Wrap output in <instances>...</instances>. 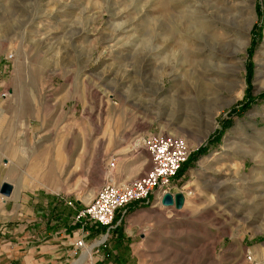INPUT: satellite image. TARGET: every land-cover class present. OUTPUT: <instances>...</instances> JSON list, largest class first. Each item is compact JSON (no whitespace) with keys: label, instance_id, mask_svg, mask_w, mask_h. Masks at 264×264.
Listing matches in <instances>:
<instances>
[{"label":"rangeland","instance_id":"rangeland-1","mask_svg":"<svg viewBox=\"0 0 264 264\" xmlns=\"http://www.w3.org/2000/svg\"><path fill=\"white\" fill-rule=\"evenodd\" d=\"M160 131L192 149L169 185L185 200L121 209L119 264L264 263V0H0V222L38 210L49 229L69 207V236L96 244L76 214L146 169L141 138ZM101 234L83 264L116 256Z\"/></svg>","mask_w":264,"mask_h":264},{"label":"crops","instance_id":"crops-1","mask_svg":"<svg viewBox=\"0 0 264 264\" xmlns=\"http://www.w3.org/2000/svg\"><path fill=\"white\" fill-rule=\"evenodd\" d=\"M147 164L149 165V163ZM144 170L138 172L135 177L143 173ZM136 204H138V207L134 212L137 217L140 215L155 217L163 212L164 207H171L163 206L157 200L154 201L152 199L150 203L141 202ZM141 204L145 205L142 206ZM68 208L65 214H61L63 217L65 216L66 221L64 222L63 217L60 220L57 219L55 227L49 229L46 228V223L42 221L43 217L36 216V213H39L38 210L34 211L35 215L30 214L31 217H28L24 223L12 226V224L0 222V264H83L85 260H91L92 254L94 253L93 246L98 244L100 242L99 240L102 239L101 232L104 226H95V229L91 231L92 235H100V239L94 240L96 244L93 243L84 246L85 250L83 255L86 249L92 245L90 255L86 258L82 255L81 260L78 261L77 259L82 251L75 257V241L68 234V231H72V229L69 228L67 220V218L73 217V215L69 216ZM41 212H43V209L40 210ZM127 224L125 222L120 223L116 220L112 227H105V234H109L115 239L111 241V244L113 243L115 247H119V250L115 251L117 253L116 256H112L111 258H106L104 254H97L96 260L94 261L96 264H119V262H123L120 248L125 245L131 247L135 244L132 242L134 222ZM80 230L78 228L77 233L80 236L84 235V233L79 232Z\"/></svg>","mask_w":264,"mask_h":264},{"label":"built area","instance_id":"built-area-1","mask_svg":"<svg viewBox=\"0 0 264 264\" xmlns=\"http://www.w3.org/2000/svg\"><path fill=\"white\" fill-rule=\"evenodd\" d=\"M140 144L147 153L148 167L137 177L126 181L107 178L76 214L75 220L82 223V227L87 223L112 227L117 213L132 203H150L152 199L163 205V196L171 193L169 185L192 149L183 137L163 131L144 135ZM109 166L113 167L114 161H110ZM74 246L84 247L82 236L74 242ZM251 264L264 263L252 261Z\"/></svg>","mask_w":264,"mask_h":264},{"label":"bare ground","instance_id":"bare-ground-1","mask_svg":"<svg viewBox=\"0 0 264 264\" xmlns=\"http://www.w3.org/2000/svg\"><path fill=\"white\" fill-rule=\"evenodd\" d=\"M247 26V21L245 20L243 23H242V25H241V27L243 28V29H245L246 30V27ZM188 29V28H187ZM238 32H239V34H238ZM236 37L238 38V39H241V41L240 40H237V41H235V43L238 45L237 46V49H239L242 45H243V40H242V38H243V35H244V31H237L236 30ZM155 49H157V47L155 46L154 47ZM158 51V50H157ZM162 58L159 56V52H155V56H154V62H153V69L154 70H156V73L159 75V76H161V75H163L164 74V72H165V67H164V65L162 64ZM205 123L207 124V122L205 121L204 122V125H205ZM207 129H208V127H207ZM171 192V194H172V196H174L175 194H177L178 195V202H181V204H180V206L179 207H182L183 206V203H184V194L181 192V191H177V192H172V191H170ZM158 196V195H157ZM174 208H179V207H177L176 205H172Z\"/></svg>","mask_w":264,"mask_h":264},{"label":"water","instance_id":"water-1","mask_svg":"<svg viewBox=\"0 0 264 264\" xmlns=\"http://www.w3.org/2000/svg\"><path fill=\"white\" fill-rule=\"evenodd\" d=\"M12 189H13L12 185L7 183V182H2L0 185V193L3 195H6V196L10 195V193L12 192ZM162 204L165 206H172L174 204L177 207H179L181 202H178V195L177 194L172 196L171 193H166L163 196Z\"/></svg>","mask_w":264,"mask_h":264}]
</instances>
